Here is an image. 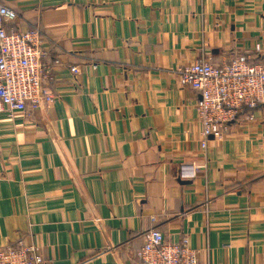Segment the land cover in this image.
<instances>
[{
	"label": "crops",
	"instance_id": "1",
	"mask_svg": "<svg viewBox=\"0 0 264 264\" xmlns=\"http://www.w3.org/2000/svg\"><path fill=\"white\" fill-rule=\"evenodd\" d=\"M1 1L9 31L40 29L53 100L0 114V248L134 264L156 228L199 264H264V106L202 149L198 95L173 73L264 63V0Z\"/></svg>",
	"mask_w": 264,
	"mask_h": 264
},
{
	"label": "built area",
	"instance_id": "2",
	"mask_svg": "<svg viewBox=\"0 0 264 264\" xmlns=\"http://www.w3.org/2000/svg\"><path fill=\"white\" fill-rule=\"evenodd\" d=\"M15 18L14 11L0 0V114L9 118L34 113L53 100V94L45 87L49 72L43 62L46 50L41 31L35 27L9 31L6 27ZM69 70L77 74L76 67ZM173 73L179 86L198 95L195 106L202 149L209 139H221L243 111H248L244 119H250L249 112L264 105V63H250L245 55L221 65L201 58ZM144 237L134 264H199L187 237L176 243L166 242L156 228H151ZM0 264L46 262L35 247L18 243L0 248Z\"/></svg>",
	"mask_w": 264,
	"mask_h": 264
},
{
	"label": "trees",
	"instance_id": "3",
	"mask_svg": "<svg viewBox=\"0 0 264 264\" xmlns=\"http://www.w3.org/2000/svg\"><path fill=\"white\" fill-rule=\"evenodd\" d=\"M261 106H264V105H261ZM261 106H258V107H256L255 109H258V108H260Z\"/></svg>",
	"mask_w": 264,
	"mask_h": 264
}]
</instances>
